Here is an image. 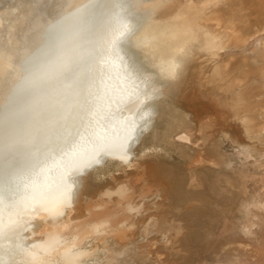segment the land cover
Segmentation results:
<instances>
[{
    "label": "rangeland",
    "instance_id": "374dc122",
    "mask_svg": "<svg viewBox=\"0 0 264 264\" xmlns=\"http://www.w3.org/2000/svg\"><path fill=\"white\" fill-rule=\"evenodd\" d=\"M18 1L0 0V87L7 84L0 103H10L0 111L1 129L6 113L17 108L14 84L26 78L34 88L33 72L42 64L26 36L29 12L43 0ZM123 2L120 9L134 25L121 46L134 69L154 73L147 102L153 114L131 149L137 169L107 158L86 169L78 177L74 215H120L123 201H108L103 191L124 190V198L142 200L144 208L116 238L128 244V264H264V0ZM16 4L19 15L12 11ZM190 15L203 29L189 37L169 77L134 37L150 25L179 32ZM212 34L214 48L206 44ZM149 219L153 228L144 232Z\"/></svg>",
    "mask_w": 264,
    "mask_h": 264
},
{
    "label": "bare ground",
    "instance_id": "6f19581e",
    "mask_svg": "<svg viewBox=\"0 0 264 264\" xmlns=\"http://www.w3.org/2000/svg\"><path fill=\"white\" fill-rule=\"evenodd\" d=\"M35 4L30 5L26 42L37 63L42 60L33 72L38 79L34 88H27L26 78L14 84L17 108L6 113V126L0 127V264H79L82 257L128 264V244L116 238L142 214V200L133 202L124 198L126 191L108 188L103 191L108 201L114 196L123 201L117 209L121 216L105 211L80 218L74 215L75 193L79 175L103 158L118 168L136 166L123 158L122 149L109 146L121 142L132 122L139 125L137 139L148 129L154 73L134 69L121 44L123 61L117 58L121 19L129 28L134 25L120 9L123 0H43L33 11ZM17 6L12 11L19 15ZM195 20L190 15L177 34L154 25L142 27L134 40L174 77L177 55L189 45V37L194 38L192 33L203 29ZM1 36L0 32V56L5 51ZM215 41L213 34L206 37L210 48ZM19 52L21 47L15 53ZM6 86L0 87L1 94ZM8 104L0 103V111ZM250 128L254 136L262 134ZM66 172L69 185L75 187L64 202L61 177ZM153 224L148 221L143 231Z\"/></svg>",
    "mask_w": 264,
    "mask_h": 264
},
{
    "label": "snow or ice",
    "instance_id": "6c2138e0",
    "mask_svg": "<svg viewBox=\"0 0 264 264\" xmlns=\"http://www.w3.org/2000/svg\"><path fill=\"white\" fill-rule=\"evenodd\" d=\"M121 24H122V28L123 31L120 34L119 40L117 41L115 48L117 51V58L119 61H123V57L120 56L119 53V48H120V44L121 42L126 39L127 35L130 34V32L132 31L131 28L128 27V23L126 20L121 19ZM147 116L144 117L145 120H147ZM139 129V125L135 122L130 123L129 125H127V131L126 134L123 135V138L121 140V142L118 145H110L109 147H118L120 149H122L125 153L124 155V159L125 160H130L132 157L129 154V149L134 145V143H138V139H137V131ZM26 163L21 162V164ZM69 176V173H65L64 176L61 177V182L63 185V190L61 192V196L63 198L64 202H67L70 199L69 193L71 190H74V185H69L68 179L66 177ZM32 259L34 260L35 257H32ZM79 264H107V260L104 261H100V260H87L85 261L84 258L82 257L81 260L79 261Z\"/></svg>",
    "mask_w": 264,
    "mask_h": 264
}]
</instances>
